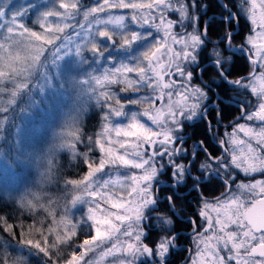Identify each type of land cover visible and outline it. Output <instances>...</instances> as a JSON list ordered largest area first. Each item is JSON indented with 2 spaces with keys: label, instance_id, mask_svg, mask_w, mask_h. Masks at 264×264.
I'll return each mask as SVG.
<instances>
[{
  "label": "snow or ice",
  "instance_id": "snow-or-ice-1",
  "mask_svg": "<svg viewBox=\"0 0 264 264\" xmlns=\"http://www.w3.org/2000/svg\"><path fill=\"white\" fill-rule=\"evenodd\" d=\"M80 7L79 0H59V9L63 11L55 8L45 12L41 27L46 32H63L71 27L73 35H66L64 40L82 41L84 44L92 41L90 51L100 60L109 57L115 62L113 49H123L120 54L124 58L114 67L106 68L96 82L110 90L112 85L124 84L126 86L120 91L132 93L127 100L128 105L147 104L149 107L142 111H126V105L116 98L117 94L113 91L108 93V97H115L116 106H110L105 112L104 134L108 137L114 132L115 139H106L104 144L97 140L100 152H106L107 158L102 157L98 164L87 160L84 163L88 170L87 182L99 189L92 195L99 197L108 207L101 208V203L96 204L101 214H90L85 221L95 234L90 232L91 239H85L78 245L79 249H84L78 257L73 252L75 264H93L91 260L85 261V256L93 247L112 239L119 241L121 237L131 242L119 247L114 243L103 255H112L113 251H117L131 256L134 264L141 257L144 259L140 264H171L169 256L179 236L174 228L177 210L173 196L164 197L167 203L163 209L159 207L161 199L157 189L162 183L158 180L161 174H168L171 181L168 187L172 189L187 187L191 180L192 190L199 193L205 182L213 178L226 186V191L222 193L226 199L217 203H203L198 215L202 221H206L207 226L202 231H197L201 225H197L194 219L187 220L196 232L193 239L197 250L192 264H198L204 253L208 254L205 259H210L212 264H232L233 261L235 264H264V199L255 202L257 187H260L259 195L264 196V180L239 183L233 190L231 184L235 182L234 175H229L234 170L245 176L254 173L264 175V0H259V5L257 0H239L236 12L222 4L227 15H221L219 20L228 29L215 41L209 38L210 21H204L203 27H200L201 14L207 11L208 5H201L198 0H153L146 5L126 0H103L85 8L84 22L76 26L65 23L75 17ZM112 9H131L130 22L137 29L130 30L125 16L114 15ZM170 14H178V18L169 19ZM51 17L57 18L55 24ZM241 17L249 20L252 28L244 44L237 49L233 48L235 33L230 28L234 21L238 24ZM157 18L159 23L156 22ZM5 25H8L7 39H10L15 29L0 11V28H5ZM109 25L114 27L109 28ZM16 27L23 25L17 24ZM120 33L123 35L118 36ZM32 36L38 40L46 39L35 32ZM46 42L51 43V40ZM3 47L0 44V48ZM79 47H83V44ZM63 50L61 46L56 55L59 56ZM225 51L246 54L252 72L229 79L234 72L232 59L224 55ZM204 62L215 69L217 79L207 82L199 79L206 71L200 68ZM257 67L261 70L258 73ZM68 70L74 69L69 67ZM133 73L135 78L131 75ZM213 85L221 91L230 86L250 92L258 102L253 105L250 100L239 101L242 106L240 118L259 121L262 125L258 133L245 124L238 125L240 131L256 141L255 146L233 138H221L219 141L223 154L230 156V159L211 157L206 141L194 142L192 147L195 151L191 154L184 148L187 140L191 139L186 129L194 127V122L203 124L206 136L212 135L210 109L222 104L219 98L216 103L212 102L213 97H217ZM249 108L254 110L249 111ZM114 117L127 122L113 124ZM219 118H222V114L218 110L217 121ZM235 131L224 136H234ZM105 143L110 146L105 148ZM238 144H246L247 153L241 151L238 155L235 150ZM117 146L120 152H117ZM200 151L205 154V163L196 165V153ZM121 168L131 171V175H122L119 172ZM113 171L116 172L114 176ZM100 173H105L108 178L98 179L97 174ZM110 188L127 192V198L117 196L115 192L109 194ZM208 209L216 212L215 220ZM229 225L235 226V230H229ZM152 232L158 233L155 239L151 238ZM209 232L214 234L205 236ZM201 244L204 245L203 252L200 250ZM222 251L228 253L226 258L221 255ZM0 264L3 262L0 261Z\"/></svg>",
  "mask_w": 264,
  "mask_h": 264
},
{
  "label": "rangeland",
  "instance_id": "rangeland-1",
  "mask_svg": "<svg viewBox=\"0 0 264 264\" xmlns=\"http://www.w3.org/2000/svg\"><path fill=\"white\" fill-rule=\"evenodd\" d=\"M97 2L102 3L103 0H79L81 5L79 11L74 18L66 20L65 23L76 26L84 22L83 11ZM126 2L146 5L153 0H126ZM257 4L259 5V0ZM55 8L63 11L59 9V0H0V11L15 29L11 38L7 39L8 25L0 28V44L4 45L0 48V196L29 212H38L37 220L30 227H26L47 240L39 244V238L36 237L34 242H30L31 245H17L14 248L15 264H28L31 258L39 259L37 264H75L80 251H84L79 249L78 245L85 239H91V230L85 221L90 214L96 216L101 214L96 204L101 203V208L108 207L99 197L92 195L99 189L95 184L90 186L87 182L88 170L84 164L86 160L98 164L102 157L107 158L106 152L103 154L100 152L97 140L104 144L106 139H115L114 132L108 137L104 134L105 112L110 106H116L115 97H108V93L110 91L116 93V98L126 105V111H142L149 107L147 104L128 105L127 100L132 97V93L120 91L126 86L124 84L112 85L110 90L96 82L106 68L114 67L115 63L124 58L120 54L123 53V49H113L115 62L109 57L100 60L90 51L92 41L84 44L82 41L64 40L66 35H73L71 27L63 32H46L41 27L43 14ZM111 11L114 15L123 14L130 30L137 29V26L130 22L133 14L131 9ZM259 12L258 7L257 16ZM100 16L103 17L104 14L101 13ZM168 18L177 19L178 14H170ZM50 20L55 24L57 18L51 17ZM156 22L159 23L158 18ZM17 24H22L23 27H16ZM113 27L109 25V28ZM33 32L46 39H36L32 36ZM46 40H51V43H47ZM81 44L83 47H79ZM61 46L64 50L57 56L56 53ZM69 67L74 70L69 71ZM256 71L258 73L261 70L257 67ZM131 75L135 78L134 73ZM11 108L15 109L11 110ZM252 110L254 109H249ZM87 116L89 119L97 117V125L83 140L81 134ZM142 119L146 120V118ZM118 122L127 121L114 117L112 123ZM239 124H245L255 129L257 133L262 127L259 121H248L246 117L241 119L238 116L227 127L220 129V134L216 132L214 138L217 140L233 138L237 141H247L255 146L256 141L246 136L244 131H240ZM234 129H236L234 136H224L225 133L232 134ZM109 146L107 143L104 145L105 148ZM235 150L238 155L241 151L247 153V145L238 144ZM117 152H120L118 146ZM222 157L230 159V156ZM77 163L85 167L82 174L74 179L73 174L65 178L64 174L67 175L69 171L73 173ZM119 172L122 175H131V171L123 168L119 169ZM115 174L116 172L113 171L112 175ZM229 175H234L235 182L231 184L233 190L239 183L264 180V175L260 173L245 176L234 170ZM100 177L108 178L105 173L97 174V178ZM161 177L162 174L159 175L158 180ZM225 191L226 186L222 193ZM108 192L109 194L115 192L117 196L127 198V192L117 188H110ZM222 193L210 200L203 198L199 200L196 216L201 227L197 231H202V228L207 226L206 221H202L198 215L203 203L205 201L217 203L226 199ZM259 193L260 187H257L256 203L264 199ZM160 208L163 209L162 206ZM207 211L215 220L216 212L212 209ZM241 211L245 210L241 209ZM229 230L234 231L235 226L229 225ZM91 234L95 233L91 232ZM213 234L209 232L205 236ZM157 236L155 232L152 238L155 239ZM130 242L125 237H121L119 241L116 239L105 241L99 247H93V250L85 256V261L91 260L93 264H134L131 256H127L126 253L113 251L112 255H103L114 243L119 247L126 246ZM47 246L49 248H46ZM63 250L68 251L64 253ZM192 250L194 253L197 250L195 240ZM200 250L203 252V244L200 245ZM74 251L76 257L72 255ZM61 252L63 256H60ZM207 255L204 253L199 258L198 264L200 262L212 264L210 259H205ZM221 255L226 258L228 253L222 251ZM143 259V257L139 258L136 264H140ZM232 264H235V261Z\"/></svg>",
  "mask_w": 264,
  "mask_h": 264
},
{
  "label": "trees",
  "instance_id": "trees-1",
  "mask_svg": "<svg viewBox=\"0 0 264 264\" xmlns=\"http://www.w3.org/2000/svg\"><path fill=\"white\" fill-rule=\"evenodd\" d=\"M201 5L207 4L208 9L205 13L201 14L200 17V27H203L204 21H210L209 26V38L215 41L218 36L222 35L228 26L222 23L219 20L221 15H227L224 9L221 7L222 4H226L229 8L236 12L238 9L236 5L239 3V0H198ZM216 17V19H213ZM252 25L245 19L241 17L238 23V26L235 25V22L231 25L230 30L235 33L233 39V48H240L242 44H244L245 38L250 34V29ZM212 45H209V49H211ZM223 47V46H221ZM224 55L226 57H231L232 64L231 68L233 69L234 75L229 77V79H236L242 76H247L250 72H252V65L248 62L247 57L244 53L241 52H229L225 51ZM200 68L206 69V71L199 77L204 81H210L213 79H217L216 71L213 69L207 62H204L200 65ZM199 69H197L198 71ZM195 82V81H194ZM213 90L217 92V97H213V103H216L217 98L222 101V104H217L216 108L210 109L211 119H212V136L216 135V132H220L223 127H227L234 119L241 115L240 108L242 107L239 104L240 100H250L253 105H255L256 98L251 96L250 92H244V90H237L233 87H227L223 91L216 89L215 85H213ZM15 108H11L14 110ZM250 109V108H249ZM222 114V118H219L217 121V112ZM90 115V114H89ZM88 118V116H87ZM85 120L84 127L82 130V139L85 140L89 134L96 127L97 117H92L91 119ZM194 127H189L186 129L187 136L191 137L184 144L185 149L191 154L193 150L194 142L199 139L202 141H206L207 147L211 144L210 136H206L204 133V126L200 122H194ZM92 130V131H91ZM91 131V132H90ZM220 134V133H219ZM91 140V138H89ZM188 147V148H187ZM210 148V147H209ZM201 155L197 157L196 165L198 163H202V159L205 157L203 151H200ZM214 156V154H213ZM186 163V161H184ZM78 167V168H76ZM74 172L69 171V173L64 174V177L72 176V178H77L82 174L85 167L81 164H76L74 166ZM195 173V172H194ZM193 173V174H194ZM71 174V175H70ZM162 176L167 177L169 179L168 174H162ZM224 185L221 184L216 179H211V182L206 184L201 190L200 194L202 196L207 197H217L219 196L223 190ZM176 197V196H175ZM177 198V197H176ZM166 205V203H165ZM177 205V204H176ZM38 218V212H29L17 205L15 203L4 199L0 196V261L3 264H13L15 259L14 248L17 245L28 244L31 245L30 242H34L36 237H38L39 244L43 242H47V240L37 234L35 231L29 230L26 226L30 227L33 225ZM45 239V240H44ZM78 238H76L77 241ZM75 242V240H74ZM67 247V246H66ZM46 248H49L48 246ZM62 251V250H60ZM64 253H67L68 250H63ZM67 255V254H66ZM60 256H63V252H61ZM40 260L31 258L28 264H37ZM15 264V263H14ZM19 264V263H18Z\"/></svg>",
  "mask_w": 264,
  "mask_h": 264
},
{
  "label": "flooded vegetation",
  "instance_id": "flooded-vegetation-1",
  "mask_svg": "<svg viewBox=\"0 0 264 264\" xmlns=\"http://www.w3.org/2000/svg\"><path fill=\"white\" fill-rule=\"evenodd\" d=\"M214 137L215 136L210 135L211 144L209 145L210 148L208 147V151L211 157L223 158L222 157L224 155L223 148L219 145L220 139L217 140ZM197 141H202V140L197 139L195 142ZM193 151H195L194 148L192 152ZM196 154L197 157L201 155L200 152H197ZM204 162H205V157L202 159V163ZM198 164H201V161ZM195 174L196 173H194L193 175ZM159 181L162 182L157 189V194L161 199V203L159 207L160 206H162L163 208L165 207V203H167V201L164 200V197L167 196H173L175 200V205L177 204L176 216L174 217L175 219L174 228L176 231L179 232V236L176 242V247L169 256V260L171 264H192V257L194 255V250H192L194 247V240L192 237L196 234V232L193 231L192 225L188 224L187 220L189 218L194 219L196 221V224L198 225V221H197L198 217L196 216L197 213L196 209L199 205L200 202L199 200L201 198L210 200L213 199L214 197L202 196L200 194L201 191L199 193L197 191H193L192 190L193 181L191 180L188 181L187 187L182 186L178 189L169 188L168 185L171 183V181L167 179V177L165 176L159 178ZM210 182L211 180L206 181L205 185ZM154 233L155 232L151 233V238L154 236Z\"/></svg>",
  "mask_w": 264,
  "mask_h": 264
},
{
  "label": "water",
  "instance_id": "water-1",
  "mask_svg": "<svg viewBox=\"0 0 264 264\" xmlns=\"http://www.w3.org/2000/svg\"><path fill=\"white\" fill-rule=\"evenodd\" d=\"M231 11H232V10H231ZM234 22H235V21H234ZM235 25L238 26V24H237L236 22H235ZM245 56H246V54H245ZM247 60H248V59H247Z\"/></svg>",
  "mask_w": 264,
  "mask_h": 264
},
{
  "label": "crops",
  "instance_id": "crops-1",
  "mask_svg": "<svg viewBox=\"0 0 264 264\" xmlns=\"http://www.w3.org/2000/svg\"><path fill=\"white\" fill-rule=\"evenodd\" d=\"M250 22V21H249Z\"/></svg>",
  "mask_w": 264,
  "mask_h": 264
}]
</instances>
